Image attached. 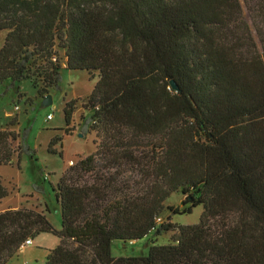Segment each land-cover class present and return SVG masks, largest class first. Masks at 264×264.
Instances as JSON below:
<instances>
[{
  "label": "trees",
  "instance_id": "obj_1",
  "mask_svg": "<svg viewBox=\"0 0 264 264\" xmlns=\"http://www.w3.org/2000/svg\"><path fill=\"white\" fill-rule=\"evenodd\" d=\"M2 31L0 100L38 61L40 94L60 91L57 45L68 70L99 72L83 108L101 141L53 188L61 230L35 210L0 213V264L41 234L60 239L46 264H264V41L260 53L239 0H0ZM19 137L0 131V165ZM19 151L35 158L24 138ZM177 192L184 208L167 210L202 207L199 222L158 225ZM154 230H177L174 244L113 257Z\"/></svg>",
  "mask_w": 264,
  "mask_h": 264
},
{
  "label": "rangeland",
  "instance_id": "obj_2",
  "mask_svg": "<svg viewBox=\"0 0 264 264\" xmlns=\"http://www.w3.org/2000/svg\"><path fill=\"white\" fill-rule=\"evenodd\" d=\"M243 20L250 27L252 37L260 53L263 52L264 16L263 0H239ZM8 31L0 32V49ZM58 43V42H57ZM53 61L58 59L61 67L60 91L50 88L48 94H40L43 87L39 78L37 66L31 68L28 79L14 82L6 81L0 100V131H11L19 134L17 141L12 143L16 152L10 165H0V180L8 190L9 196L0 202L7 210L31 209L43 213L56 230H61V208L55 198L53 188H56L63 173L81 159L95 153L101 141L97 132L86 126L92 112L85 110L83 104L92 93L99 80V72L89 74L85 71L67 69L66 50L56 45ZM33 73H35L33 75ZM51 95L53 104L42 109L44 99ZM78 100L70 125L65 122L63 113L66 102ZM52 115V120L47 118ZM60 139L50 152L52 139ZM35 150V158L22 154L19 157V147L22 139ZM62 154V155H61ZM39 185L43 191L38 192ZM186 196L180 192L174 193L165 203L166 210L159 217L157 224L170 223L176 226L194 225L199 222L203 212L202 207L194 209L191 215H173L167 207L183 209ZM170 219V220H169ZM177 230L162 232L154 230L140 241L115 242L112 255L115 258L145 256L151 246L174 244L172 238ZM33 245L19 250L8 264H46L47 256L60 244V239L52 234H41L32 239Z\"/></svg>",
  "mask_w": 264,
  "mask_h": 264
},
{
  "label": "water",
  "instance_id": "obj_3",
  "mask_svg": "<svg viewBox=\"0 0 264 264\" xmlns=\"http://www.w3.org/2000/svg\"><path fill=\"white\" fill-rule=\"evenodd\" d=\"M171 85H172L173 89H177V86H176V84H175L174 82H171ZM52 104H53L52 96H51V95H48V96L44 99V101H43V103H42V109L49 108V107L52 106Z\"/></svg>",
  "mask_w": 264,
  "mask_h": 264
},
{
  "label": "built area",
  "instance_id": "obj_4",
  "mask_svg": "<svg viewBox=\"0 0 264 264\" xmlns=\"http://www.w3.org/2000/svg\"><path fill=\"white\" fill-rule=\"evenodd\" d=\"M52 118H53V116L52 115H50L47 119L50 121V120H52ZM33 245V241H32V239H28L22 246H21V249L20 250H24V249H26V248H28V247H30V246H32Z\"/></svg>",
  "mask_w": 264,
  "mask_h": 264
},
{
  "label": "crops",
  "instance_id": "obj_5",
  "mask_svg": "<svg viewBox=\"0 0 264 264\" xmlns=\"http://www.w3.org/2000/svg\"><path fill=\"white\" fill-rule=\"evenodd\" d=\"M3 200H5V199H3ZM0 202H2V201H0ZM1 208H3L4 210H0V213L7 211V209H5V207H1Z\"/></svg>",
  "mask_w": 264,
  "mask_h": 264
}]
</instances>
